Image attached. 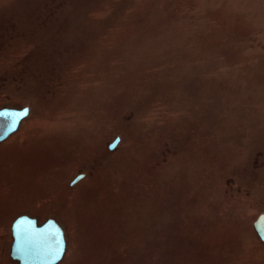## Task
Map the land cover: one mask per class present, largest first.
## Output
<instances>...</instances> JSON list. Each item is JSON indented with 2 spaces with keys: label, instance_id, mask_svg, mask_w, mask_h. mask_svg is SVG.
Wrapping results in <instances>:
<instances>
[{
  "label": "rangeland",
  "instance_id": "1",
  "mask_svg": "<svg viewBox=\"0 0 264 264\" xmlns=\"http://www.w3.org/2000/svg\"><path fill=\"white\" fill-rule=\"evenodd\" d=\"M24 107L1 264L25 213L60 264H264V0H0V110Z\"/></svg>",
  "mask_w": 264,
  "mask_h": 264
},
{
  "label": "water",
  "instance_id": "2",
  "mask_svg": "<svg viewBox=\"0 0 264 264\" xmlns=\"http://www.w3.org/2000/svg\"><path fill=\"white\" fill-rule=\"evenodd\" d=\"M29 108L23 110L4 109L0 112V142L18 130L23 119L29 115ZM120 143L117 139L111 150ZM85 175L78 176L72 185L80 182ZM264 241V215L255 223ZM14 244L12 257L20 264H59L67 250V240L63 228L54 220L39 226L36 219L27 216L19 218L13 226Z\"/></svg>",
  "mask_w": 264,
  "mask_h": 264
},
{
  "label": "flooded vegetation",
  "instance_id": "3",
  "mask_svg": "<svg viewBox=\"0 0 264 264\" xmlns=\"http://www.w3.org/2000/svg\"><path fill=\"white\" fill-rule=\"evenodd\" d=\"M25 108H29V110H30V112H29V115L25 118V119H23L22 121H21V123H20V125H19V128L21 127V124L30 116V113H31V109H30V107H24V108H21V109H16V108H3V109H1L0 110V112L2 111V110H4V109H11V110H23V109H25ZM0 128H1V122H0ZM19 128H18V130H19ZM18 130L17 131H15L13 134H15L16 132H18ZM13 134H11L6 140H8ZM6 140H4V141H2V142H0V144L1 143H3V142H5ZM24 216H27V217H29V218H32V219H36L37 220V222H38V225L39 226H42V225H44L47 221H49V220H51V219H54V218H50V219H48V220H46L44 223H40V220H39V218L36 216V217H33L32 216V214H29V213H25V214H22L21 216H19L18 218H16V220L13 222V224H12V227H11V245H10V258L8 259L9 260V262L11 263V264H20V262L19 261H17V260H15L13 257H12V249H13V244H14V235H13V226H14V223L19 219V218H21V217H24ZM55 220V219H54ZM62 228H63V226L57 221V220H55ZM1 224V223H0ZM63 230H64V232H65V236H66V231H65V229L63 228ZM255 230H256V227H255ZM256 232H257V230H256ZM257 234H258V236H259V238L261 239V241L264 243V241H263V239L261 238V236L259 235V233L257 232ZM0 236H1V234H0ZM66 240H67V237H66ZM0 241H1V239H0ZM0 245H1V242H0ZM67 248H68V242H67ZM7 251V249L3 252L4 253V255L6 254L5 252ZM66 252H67V250H66ZM0 254H1V250H0ZM2 255L3 254H1L0 255V264H1V260L3 259V257H2ZM65 256H66V253H65ZM65 256H64V258H65ZM5 257H7L6 255H5ZM64 258H63V260H64ZM62 260V261H63ZM61 261V262H62ZM60 262V263H61ZM59 263V264H60Z\"/></svg>",
  "mask_w": 264,
  "mask_h": 264
}]
</instances>
